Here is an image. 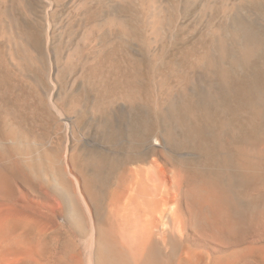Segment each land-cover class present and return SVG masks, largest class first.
<instances>
[{
    "label": "bare ground",
    "instance_id": "obj_1",
    "mask_svg": "<svg viewBox=\"0 0 264 264\" xmlns=\"http://www.w3.org/2000/svg\"><path fill=\"white\" fill-rule=\"evenodd\" d=\"M109 1L130 5L141 22L144 32L131 40L139 51L141 43L170 37L176 5L200 1L221 23L210 24L209 45L191 51L189 66L177 67V87L169 85L172 69L158 77L162 55L151 51L148 97L140 87L118 92L96 62L84 82L87 100L97 94L88 113L93 126L75 144L67 135L53 146L25 127L6 103L29 112L34 105L10 96L18 84L0 73V264H264V82L253 71L264 61V28L254 22L264 26L263 0ZM24 3L0 0L2 63L39 88L53 116L74 128L87 100L64 97L67 109L59 107V74L49 73L43 87L35 37L22 25ZM123 14L101 30L115 35L119 24L131 39ZM72 51L74 60L80 50Z\"/></svg>",
    "mask_w": 264,
    "mask_h": 264
},
{
    "label": "rangeland",
    "instance_id": "obj_2",
    "mask_svg": "<svg viewBox=\"0 0 264 264\" xmlns=\"http://www.w3.org/2000/svg\"><path fill=\"white\" fill-rule=\"evenodd\" d=\"M108 1L109 0H25L24 7L26 10H22L23 11L22 25L24 28L29 30V32H31L33 38L35 37L34 38L35 42L33 46L36 50L38 57L42 61L44 67V71H41V74L39 73L38 77L40 78V81L43 80L42 85L43 87H45L44 85L46 84L49 85L51 83V80L49 79L48 76L49 73L54 75L59 74L60 79H58V81L60 82L56 83L57 86L55 84L56 87L54 89V92L56 99L54 100V102L57 104L56 101H58V106L60 104L59 107L63 106L64 107L63 109L65 110L67 109L66 106L68 105L67 103L68 99L69 101L71 100L74 101L75 99V101L78 100L80 102H82L83 101L82 99L84 98L85 100H87L86 97L88 96V93L85 89L84 82L87 79L93 77L92 75L93 72L91 70L94 69L93 65L96 66L95 65L96 62H98L96 64L99 65V68L103 72L102 80H106L109 82L113 81L117 85L116 88L118 92L120 91L126 92L131 89L137 90L140 87L139 92L143 93L142 95L144 97H148L149 95L152 94V88H150L151 83L149 82H152L151 80L153 78V73L151 66L154 65L153 64L154 55L151 54V51L152 53L156 52L162 55V59H161L162 63L159 62L160 64L159 65L157 64V67L160 66L161 68L158 67L156 74L158 75L159 74L158 71H159L160 72L159 75L164 77L165 72H167L166 73L167 75L168 73L171 72L170 69H172L174 73L172 72L173 74L172 73L168 74L169 85L172 84L170 85L172 88L177 87L180 82L179 80H181V75H182L181 72H179L177 69L182 68L184 70L187 65L189 66L192 58L188 56L191 55V57H193L191 51L193 52V54L196 51L197 52L203 51L205 49V46L209 45V40H211L209 34L210 32L208 31L210 30L209 29L210 26L212 24H215L213 26H216L217 23L218 25L221 23V19L219 20L220 18L219 14L215 13L217 11L207 12L208 14H210L208 16V14L202 10V4L200 1L194 3L195 6L194 4H191L190 6L187 5L188 7L186 6L181 9L179 6L176 5L173 9L169 8V10L172 9L171 10L172 13L170 11L169 13L174 18L176 25L175 30L172 34H170V37H163V40H160L161 41L160 43H156L157 48H156V44H154L151 45L152 48L151 46L149 47L148 45H145L146 47L147 46L149 47V48L147 47L146 49L144 44L142 45L141 43L140 44L141 51H139V46L137 45L134 46V44H136L135 38L140 37V35H138V32L142 28L141 22L137 20L138 19L137 17L134 18L135 16L133 15V13H130L131 12L130 10L131 7H129L130 5H128L127 7L120 6L121 7L120 8L118 7L119 5L116 4L117 6L114 5L115 7L114 9L112 1L109 2ZM259 3L263 4L264 0L263 2L261 1ZM124 9L127 12H124L125 11ZM182 9L184 10L182 11ZM122 13H124L123 14L124 16L123 15H122L123 17L121 16L122 20L126 21L125 25L122 21L123 23L122 25H124L127 29L131 28L129 30H132L137 34V35H135V33L133 34L134 40L132 39L133 38L132 36L131 39H126L127 37L128 38L130 37L129 36L126 37V35L123 33V29L121 28V26H119V24H116V26L113 25L115 29L114 28L112 29L113 30L112 34L115 33V35L108 34L110 32L109 30H106L105 27H103L104 30L103 29L101 30L102 26L109 19V17H112L113 14L121 15ZM173 13L175 14L176 17H174ZM207 20H209L210 22H208ZM254 20H255L254 22H256L258 27L264 28V26L259 24L258 19H254ZM218 21H220V23ZM91 28H94L95 31L94 30L90 31ZM142 31L143 30H141L139 34H141ZM86 32H92L91 38L89 41L86 42L84 41V43H82L84 37H86L85 35L88 34V33L86 34ZM105 32L107 34H105ZM262 32L264 33V30H262ZM121 34L125 36L123 37ZM125 39L128 41H126ZM131 40L134 41L133 42L134 44L132 43ZM142 46L143 49L144 48L146 49L144 52L142 51L143 50ZM77 47L80 50V55L79 57L77 56L76 59L74 58L73 60L72 53L74 51L72 50L76 49ZM3 49L4 46L0 45V73L5 72L13 81H15L18 84V88L17 87L14 88V90L10 93V96L14 98H19L22 101L26 100L30 105H34V109L30 108L31 109L30 112L28 109H18L10 102L6 103V107L15 111L17 117L20 116L19 120L23 124L25 123L24 124L25 127H27L28 129L31 128L30 130L33 131H35V129L39 131L40 133L37 131L36 132L39 133L42 140L43 139L46 140L47 143L50 144L53 142L52 145L57 146V144H60L63 141V138H67L66 136L68 135L67 140L70 141L69 143L75 144L76 143L75 139L78 136H82L81 135L82 133H84L86 130H88L90 127L93 126L89 114L91 111L90 108L91 106H93L92 97L95 98V96H97L96 92L90 93L91 95L88 97L89 99L86 101L87 106L86 107L84 106V108L86 109V111L84 110L85 113L80 112L79 121L77 122L76 125H74L75 126L74 128L73 126L70 127L67 124V121L65 120L64 117L60 118L61 120H59L55 118L56 116L55 117L53 116L54 113L52 111L54 110V107H51L53 106V104L51 103V101H49V99L42 98L44 95L42 94V91L39 88L34 86L30 80L15 73L14 71H12L11 68L7 67L2 63L1 56H3L2 55ZM149 50H150V54L148 53ZM149 55L150 57L151 56L153 57L149 58L148 57ZM70 57L73 60L72 62H70ZM260 59L256 61L255 68L253 69V71L255 72V75H259L261 81L264 82V76H262L264 75V71H263L264 61L263 59H261L262 61ZM185 62L187 63L185 64L186 66L183 64ZM168 64L170 67L166 69V65L168 67ZM182 65H184L185 67L184 66L182 67ZM260 66L262 68H260ZM173 68L174 70L177 71H174ZM168 69L169 71H167ZM138 74L140 76H138ZM136 75L139 78V79L137 78L139 80L138 83L135 82L137 81ZM159 75L158 77L160 78ZM86 77L88 78L86 79ZM125 81L137 83L136 85L134 84L136 87L133 88L128 87V89L126 87H123L124 85L123 83H125ZM83 90L86 91V93ZM58 97H61L62 100L60 98L59 100ZM64 97L68 98L66 99L67 101L64 99ZM43 100L45 101V103H43L44 102ZM22 117H24L25 119L24 118L20 119Z\"/></svg>",
    "mask_w": 264,
    "mask_h": 264
}]
</instances>
